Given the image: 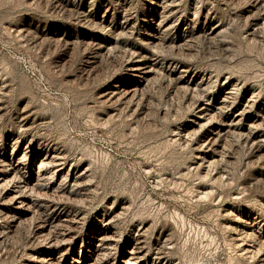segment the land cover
Segmentation results:
<instances>
[{
	"label": "rangeland",
	"instance_id": "374dc122",
	"mask_svg": "<svg viewBox=\"0 0 264 264\" xmlns=\"http://www.w3.org/2000/svg\"><path fill=\"white\" fill-rule=\"evenodd\" d=\"M0 158V264H264V0H0Z\"/></svg>",
	"mask_w": 264,
	"mask_h": 264
},
{
	"label": "bare ground",
	"instance_id": "6f19581e",
	"mask_svg": "<svg viewBox=\"0 0 264 264\" xmlns=\"http://www.w3.org/2000/svg\"><path fill=\"white\" fill-rule=\"evenodd\" d=\"M153 34V33H152ZM153 37L154 38H159V35L157 34V32H156V34H154L153 35ZM144 63V62H143ZM141 68H144V67H140V66H138V67H133V69H141ZM151 68V67H150ZM140 73V72H139ZM137 74V73H136ZM144 74V73H143ZM118 88V87H117ZM111 92V91H110ZM116 93V92H115ZM110 97H113V95H110ZM115 98V97H114ZM55 154H53L52 156L50 155V157H45V160L47 161H49V162H52V163H54L55 165H56V168H55V171H59V172H61L63 169H64V167H62V165L60 164V161H58V160H55ZM57 159V158H56ZM42 160V159H41ZM0 161H4V162H2V163H5V161H7L5 158H3V159H1L0 158ZM7 163V162H6ZM1 165V164H0ZM7 165H8V169H10V170H12V171H18L19 170V168H20V166H21V161H14V160H10V162L9 163H7ZM54 165V166H55ZM39 169H41V166L39 165ZM43 169V168H42ZM2 171V170H1ZM6 173V172H5ZM28 181H29V179H28ZM1 184V183H0ZM25 186V185H24ZM27 187H29V186H27ZM35 187V186H34ZM30 188V187H29ZM26 190V189H25ZM24 190V191H25ZM28 190V189H27ZM39 191V190H38ZM26 194V193H25ZM15 196V195H14ZM30 197V196H29ZM41 205V204H40ZM39 205V206H40ZM38 209V208H37ZM105 238V237H104ZM108 240V239H107ZM101 244V243H100ZM100 246V245H99ZM102 246V245H101ZM137 248H140V247H137ZM141 250V249H140ZM137 251H139V250H137ZM97 252V251H96ZM130 253L132 254V256L133 257H135V252L133 251V250H131L130 251ZM97 256H98V253H97ZM40 258H42V257H40ZM54 255L52 254V253H50L49 255H47V256H45L44 258H42V260H41V264H54ZM40 261V260H39ZM130 261V260H129ZM95 262V261H94ZM93 263V262H92ZM91 262L90 263H88V264H92Z\"/></svg>",
	"mask_w": 264,
	"mask_h": 264
}]
</instances>
